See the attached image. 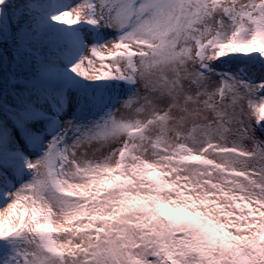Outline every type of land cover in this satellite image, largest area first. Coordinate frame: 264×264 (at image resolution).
Returning <instances> with one entry per match:
<instances>
[{
    "label": "snow or ice",
    "instance_id": "obj_1",
    "mask_svg": "<svg viewBox=\"0 0 264 264\" xmlns=\"http://www.w3.org/2000/svg\"><path fill=\"white\" fill-rule=\"evenodd\" d=\"M0 264H264V0H0Z\"/></svg>",
    "mask_w": 264,
    "mask_h": 264
}]
</instances>
